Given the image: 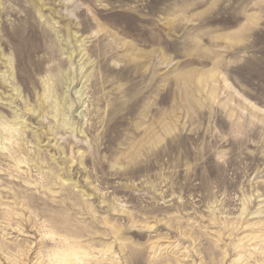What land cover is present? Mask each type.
<instances>
[{
  "label": "rangeland",
  "instance_id": "rangeland-1",
  "mask_svg": "<svg viewBox=\"0 0 264 264\" xmlns=\"http://www.w3.org/2000/svg\"><path fill=\"white\" fill-rule=\"evenodd\" d=\"M73 251L264 264V0H0V264Z\"/></svg>",
  "mask_w": 264,
  "mask_h": 264
},
{
  "label": "bare ground",
  "instance_id": "bare-ground-1",
  "mask_svg": "<svg viewBox=\"0 0 264 264\" xmlns=\"http://www.w3.org/2000/svg\"><path fill=\"white\" fill-rule=\"evenodd\" d=\"M131 58H134L135 59V58H137V56L134 55V54H132V57ZM203 74H196V76L195 75H192V76L186 75L185 76V79H186V81L188 83L194 82V83H197L199 85V88H204L207 85V83H209V80L210 79L212 80L213 75H212L211 72H207V73H205V75H203ZM214 75H215V73H214ZM210 93H211V96H213V95L216 94V91L211 90ZM165 127H166V125H165ZM172 130H174V129H172ZM166 131H171V129H167ZM157 138H158V136H155L154 134L151 135L150 141H153V146L154 145L156 146L158 143H160L161 138H158V140H157ZM146 227H147L148 230H152V228H153V226H146ZM66 251H69V250H66ZM78 255H79V252L77 253L76 251L67 252V253L63 252V257L65 258V260L63 259L62 261H56L55 264L62 263V262H65L66 263V262H69V261L70 262H74V264H79V263H81V262L84 261V258H80V257H78ZM73 257H78V258H73ZM72 258L75 259V260H73ZM66 259H68V260H66Z\"/></svg>",
  "mask_w": 264,
  "mask_h": 264
}]
</instances>
